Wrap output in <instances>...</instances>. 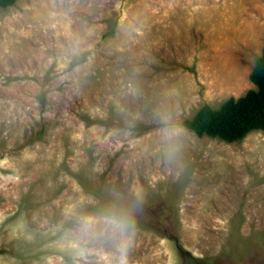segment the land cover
Returning a JSON list of instances; mask_svg holds the SVG:
<instances>
[{"label":"rangeland","instance_id":"374dc122","mask_svg":"<svg viewBox=\"0 0 264 264\" xmlns=\"http://www.w3.org/2000/svg\"><path fill=\"white\" fill-rule=\"evenodd\" d=\"M264 0L0 7V264H264V133L183 126L257 90Z\"/></svg>","mask_w":264,"mask_h":264},{"label":"trees","instance_id":"16d2710c","mask_svg":"<svg viewBox=\"0 0 264 264\" xmlns=\"http://www.w3.org/2000/svg\"><path fill=\"white\" fill-rule=\"evenodd\" d=\"M18 0H0L3 9L13 6ZM257 90H250L239 99L230 98L218 109L204 105L183 126L198 137L219 138L228 143L243 140L254 131L264 133V49L256 59L250 76Z\"/></svg>","mask_w":264,"mask_h":264},{"label":"clouds","instance_id":"9594fccd","mask_svg":"<svg viewBox=\"0 0 264 264\" xmlns=\"http://www.w3.org/2000/svg\"><path fill=\"white\" fill-rule=\"evenodd\" d=\"M132 217L129 213L119 209H112L96 216H82L79 220L80 231L85 235H107L117 242L119 254L115 264H127L124 258L126 251L125 234L132 227Z\"/></svg>","mask_w":264,"mask_h":264}]
</instances>
